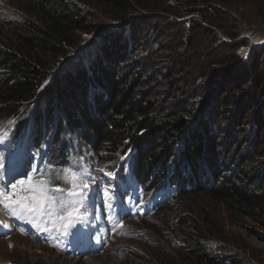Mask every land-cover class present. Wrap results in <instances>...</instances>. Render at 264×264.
<instances>
[{
	"label": "trees",
	"instance_id": "obj_1",
	"mask_svg": "<svg viewBox=\"0 0 264 264\" xmlns=\"http://www.w3.org/2000/svg\"><path fill=\"white\" fill-rule=\"evenodd\" d=\"M93 1L107 8L0 1V131L39 158L29 175H90L85 205L100 196L104 169L141 219L209 197L264 225V36L241 34L243 24H264V0ZM173 52L175 88L162 95L169 68L157 59ZM195 78L204 88H179ZM177 91L185 99L166 98ZM211 219L160 262L255 264L218 238Z\"/></svg>",
	"mask_w": 264,
	"mask_h": 264
},
{
	"label": "rangeland",
	"instance_id": "obj_2",
	"mask_svg": "<svg viewBox=\"0 0 264 264\" xmlns=\"http://www.w3.org/2000/svg\"><path fill=\"white\" fill-rule=\"evenodd\" d=\"M0 1L14 10H20V6L35 10L33 4L28 5V1L33 0ZM82 1L93 10L107 8L93 0ZM244 11V8H240L239 13L235 12V16L240 18ZM110 14L109 12L108 16L104 15L105 18H111ZM241 29L244 38L264 36V24H243ZM168 56L169 59H157L158 66L166 59L163 64L169 68L168 83L164 85L162 95L169 88H175L172 77L176 69L172 64L174 52ZM194 75L197 77L198 74ZM179 77L180 75L177 76ZM204 85L205 80L195 78L187 87L183 85L179 88H187V92L192 88H204ZM182 96L184 94L177 91L172 97L166 98L173 100ZM221 143H224L223 140ZM30 150L26 151L29 156L22 157L24 151L16 154V160L21 157L23 160L22 174L29 172L36 165ZM4 174L0 170V186L7 185L5 190L8 191L11 183H17L18 178L8 181ZM96 174L99 182L97 193H100V197L97 205L100 213H94L93 201L87 206L83 205L80 207L81 220L75 227L67 229V235L63 234L64 229L60 228L59 223L55 225L58 230L46 231L45 227L53 228L50 223H40L46 218L42 217L36 221L40 223L37 228L31 222V217L14 216L0 204V264H162L160 258H167L168 252L182 244L186 231L192 232V226L204 224V220L215 217L221 224L216 223L217 226L212 225L210 228L218 238L229 244L234 251L247 254L248 259L254 260L255 264H264V243L251 232V229H255L264 234V225L227 210L225 205L209 197H196L190 200L191 204L188 202L185 206L175 202L165 208L164 216L141 219L136 216L132 207L128 206L129 199L124 192L116 188L109 191L108 184L117 187L115 181L99 170H96Z\"/></svg>",
	"mask_w": 264,
	"mask_h": 264
},
{
	"label": "snow or ice",
	"instance_id": "obj_3",
	"mask_svg": "<svg viewBox=\"0 0 264 264\" xmlns=\"http://www.w3.org/2000/svg\"><path fill=\"white\" fill-rule=\"evenodd\" d=\"M2 142L3 137L0 136V143ZM2 167L3 162L0 160V168ZM99 171L103 172L104 169ZM40 176V179L34 180L29 175L18 183H11L8 191L5 190L8 188L7 185L0 186V204L14 216L31 217V222L37 228L40 227V223L52 224L53 228L45 227L46 231L58 230L55 229V225L59 223L60 228L64 229L63 234L67 235V229L75 227L81 220L80 207L88 199L91 192L89 181L93 178L71 168H64L62 174L54 172L47 176L40 173ZM55 180L61 181L64 186H53ZM42 217L46 220L37 223L36 221Z\"/></svg>",
	"mask_w": 264,
	"mask_h": 264
},
{
	"label": "bare ground",
	"instance_id": "obj_4",
	"mask_svg": "<svg viewBox=\"0 0 264 264\" xmlns=\"http://www.w3.org/2000/svg\"><path fill=\"white\" fill-rule=\"evenodd\" d=\"M27 248V246H25Z\"/></svg>",
	"mask_w": 264,
	"mask_h": 264
}]
</instances>
